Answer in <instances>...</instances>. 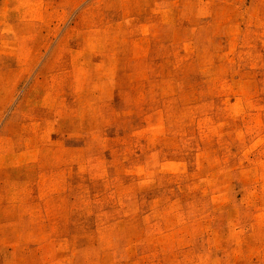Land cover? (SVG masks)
Instances as JSON below:
<instances>
[{
    "label": "rangeland",
    "instance_id": "rangeland-1",
    "mask_svg": "<svg viewBox=\"0 0 264 264\" xmlns=\"http://www.w3.org/2000/svg\"><path fill=\"white\" fill-rule=\"evenodd\" d=\"M0 264H264V0H0Z\"/></svg>",
    "mask_w": 264,
    "mask_h": 264
}]
</instances>
